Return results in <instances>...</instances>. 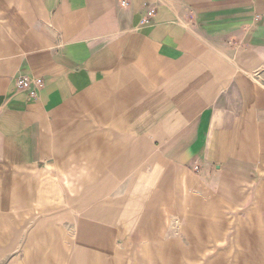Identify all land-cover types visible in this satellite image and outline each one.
Returning a JSON list of instances; mask_svg holds the SVG:
<instances>
[{
	"label": "crops",
	"instance_id": "1",
	"mask_svg": "<svg viewBox=\"0 0 264 264\" xmlns=\"http://www.w3.org/2000/svg\"><path fill=\"white\" fill-rule=\"evenodd\" d=\"M31 222L18 264H264V0H0V258Z\"/></svg>",
	"mask_w": 264,
	"mask_h": 264
},
{
	"label": "rangeland",
	"instance_id": "2",
	"mask_svg": "<svg viewBox=\"0 0 264 264\" xmlns=\"http://www.w3.org/2000/svg\"><path fill=\"white\" fill-rule=\"evenodd\" d=\"M171 225V223H169ZM37 225V226H36ZM39 223H28V229L25 233H23V237H21L20 241H18V244H17V247L15 248V250L13 251L12 254L8 255L6 258H0V264H18V262L20 263V260H24V258L26 257V252L24 251V247H26V244H27V241H28V235L36 228L38 227ZM186 223H181L180 221H174L173 222V231L174 232H179L181 230V227H185ZM34 230V231H35ZM26 236V237H24ZM193 239H187L185 237H179V236H174L172 241L175 242L178 244V245H183V246H186V247H191L189 245H191V242L192 244L193 241L195 242V240ZM45 244V242L42 243V246L41 247H44L43 245ZM153 244H156V245H160V246H164L165 245V238L162 237L160 239V241L158 243H144V242H141V241H138L136 242L135 244L133 245H137V246H144V245H153ZM41 245L40 243L35 245V246H39ZM205 259L206 261L209 260L211 257H213L212 253H206L205 254ZM42 256V255H41ZM44 257H48V253H44L43 254ZM2 259V260H1ZM64 264V263H63Z\"/></svg>",
	"mask_w": 264,
	"mask_h": 264
},
{
	"label": "built area",
	"instance_id": "3",
	"mask_svg": "<svg viewBox=\"0 0 264 264\" xmlns=\"http://www.w3.org/2000/svg\"><path fill=\"white\" fill-rule=\"evenodd\" d=\"M125 6H126V3H125ZM154 15V10H149L148 11V14H147V17L148 19L149 18H152ZM36 85H38V87H42L43 83L41 81H37L36 82ZM32 86L31 84V81L30 79L24 77V78H20L18 79L17 81V87L19 90H27L29 89L30 87Z\"/></svg>",
	"mask_w": 264,
	"mask_h": 264
}]
</instances>
